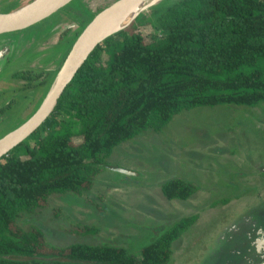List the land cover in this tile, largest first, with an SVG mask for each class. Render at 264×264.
<instances>
[{
	"label": "trees",
	"instance_id": "obj_1",
	"mask_svg": "<svg viewBox=\"0 0 264 264\" xmlns=\"http://www.w3.org/2000/svg\"><path fill=\"white\" fill-rule=\"evenodd\" d=\"M162 5L151 11L154 21L145 14L134 19L156 33L143 35L132 22L97 44L50 116L0 157V264H168L174 242L195 223L196 216L176 221L141 249L140 258L110 245L53 248L39 228L17 223L20 214L34 213L52 194L91 189L114 147L160 130L183 110L264 102V0ZM25 74L14 77L41 75ZM195 190L180 178L161 185L167 200H186Z\"/></svg>",
	"mask_w": 264,
	"mask_h": 264
},
{
	"label": "rangeland",
	"instance_id": "obj_2",
	"mask_svg": "<svg viewBox=\"0 0 264 264\" xmlns=\"http://www.w3.org/2000/svg\"><path fill=\"white\" fill-rule=\"evenodd\" d=\"M31 1L0 0V13ZM114 1L73 0L42 24L0 36V42L17 39L12 67H34L42 72L37 82L46 80L31 89L29 95H37L31 103L24 101V110L13 103L0 113V139L41 107L76 31ZM163 1L140 14L154 21L151 11L162 10ZM133 28L147 36L156 33L152 25L136 21ZM0 47L5 56L8 51ZM9 82L0 79V90L6 84L10 95ZM171 178L191 182L195 192L186 200H167L161 185ZM43 204L32 214H20L17 223L23 229L39 228L48 246L110 245L136 258L176 221L196 216L174 242L168 264H216L220 251L249 227L250 220L264 232V102L183 110L160 130H146L114 147L91 189L52 194ZM85 228L90 231L81 233Z\"/></svg>",
	"mask_w": 264,
	"mask_h": 264
},
{
	"label": "water",
	"instance_id": "obj_3",
	"mask_svg": "<svg viewBox=\"0 0 264 264\" xmlns=\"http://www.w3.org/2000/svg\"><path fill=\"white\" fill-rule=\"evenodd\" d=\"M72 1L73 0H32L31 2L19 6L9 12L0 13V35L25 30L35 24H38L62 10ZM134 1L136 0H116L106 8L102 9L94 17H92V19L86 24V26L73 42L65 58V61L63 62L56 77L54 78L53 83L43 103L41 104V107L21 126L0 139V152L6 149L2 153H0V157L2 155H5L13 147L33 134L50 116L64 89L70 83L79 67L85 61L93 48L110 35H113L116 32L126 28L143 11L142 10L140 13L135 15L127 25L101 38L88 50V52L80 60H78L80 48L82 47L87 37L92 32H94L101 24H103L106 20L113 16L115 12ZM121 23L122 21H120L119 17H117V19L111 20V22L108 23L106 27L107 29H109L112 26H120ZM8 259L26 260L27 258L21 256H8Z\"/></svg>",
	"mask_w": 264,
	"mask_h": 264
},
{
	"label": "flooded vegetation",
	"instance_id": "obj_4",
	"mask_svg": "<svg viewBox=\"0 0 264 264\" xmlns=\"http://www.w3.org/2000/svg\"><path fill=\"white\" fill-rule=\"evenodd\" d=\"M112 3V2H111ZM45 22V21H43ZM42 22V23H43ZM41 22L38 24H42ZM35 24V25H38ZM33 25V26H35ZM24 31V30H21ZM12 32V33H19ZM9 34V33H8ZM11 34V33H10ZM5 34H2L0 36H3ZM24 37V36H22ZM17 40V39H16ZM14 40V41H16ZM13 40H6L3 42H0L2 46H4L6 51L8 53H5V56L0 51V62L1 60H6L0 67V79H5L7 82H9V93L6 91V84L3 85L4 89L0 90V100L3 101L0 107V113L2 111H5L7 108H11V105L14 103H18L19 110H24L26 108L25 100L27 102H32L36 95H29L32 93L31 89L34 88L37 84H41L42 86L44 83H46V80H41L42 72L40 70H37L34 67H26L24 65L19 66L18 68L22 67L21 70L16 68L15 66L12 67L13 63L11 60L16 57L17 51L13 52L15 50L16 44ZM9 42V43H7ZM11 46V47H9ZM1 48V47H0ZM18 49V47H17ZM43 50V49H42ZM24 54V53H22ZM3 60V61H4ZM2 61V62H3ZM1 62V63H2ZM10 65V67H8ZM18 69V70H17ZM25 71H32L35 73H41L40 77L35 79V76L30 79H27L23 76L20 77H14L16 73L21 72L24 75ZM20 81V85L18 84ZM44 82V83H42ZM39 95V94H38ZM6 99V100H4ZM21 99V100H20ZM36 100V99H35ZM29 103V105H30ZM36 103V102H35ZM34 103L32 104V106ZM28 106V105H27ZM250 220V219H249ZM259 226L256 225V223H253L250 220L249 227H244L243 230L238 231V235H236V238H233L230 240L229 246L225 250L220 251V256L215 258L216 264H264V232H261L262 228H258ZM242 231H245L242 233ZM254 237V238H253Z\"/></svg>",
	"mask_w": 264,
	"mask_h": 264
},
{
	"label": "bare ground",
	"instance_id": "obj_5",
	"mask_svg": "<svg viewBox=\"0 0 264 264\" xmlns=\"http://www.w3.org/2000/svg\"><path fill=\"white\" fill-rule=\"evenodd\" d=\"M39 1H44V0H39ZM160 1L161 0H136V1H134L128 5L124 6L122 9L118 10L117 12H115L113 14V16H111L108 20H106L103 24H101L94 32H92L87 37V39L84 41L82 47L80 48L78 60H80L88 52V50L96 42H98L101 38H103L104 36H107L111 32L116 31L117 29L127 25L135 15H137L138 13H140L142 10L146 9L150 5L156 4ZM117 17H119V20L122 21L121 25L116 26V27L112 26L109 29H107L106 26L108 25V23H110L111 20L117 19ZM4 150H6V149H4ZM2 152H0V153H2Z\"/></svg>",
	"mask_w": 264,
	"mask_h": 264
}]
</instances>
